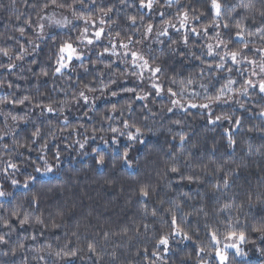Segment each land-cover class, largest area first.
I'll return each instance as SVG.
<instances>
[{
	"label": "snow or ice",
	"instance_id": "1",
	"mask_svg": "<svg viewBox=\"0 0 264 264\" xmlns=\"http://www.w3.org/2000/svg\"><path fill=\"white\" fill-rule=\"evenodd\" d=\"M22 3L31 11L11 0L5 26L16 34H0L14 42L0 45V209L11 208L0 212V256L19 253L20 264H245L252 234L264 241V215L252 212L264 209V142L237 139L248 119L258 123L246 132L264 141V0ZM92 114L99 120L88 126ZM196 118L205 131L219 129V139L202 145ZM161 134L167 150L156 182L133 189L138 223L89 238L79 222L69 234L70 209L41 211L35 185L63 179L65 152L89 157L97 172L111 165L135 174L132 152ZM250 164L256 184L241 197L236 181ZM20 195L31 210L13 205ZM61 229L63 238L55 235ZM132 241L140 242L133 259L121 260L118 249Z\"/></svg>",
	"mask_w": 264,
	"mask_h": 264
},
{
	"label": "trees",
	"instance_id": "2",
	"mask_svg": "<svg viewBox=\"0 0 264 264\" xmlns=\"http://www.w3.org/2000/svg\"><path fill=\"white\" fill-rule=\"evenodd\" d=\"M99 2L100 0H98V3ZM111 2H113V0H103L104 4ZM229 2L231 3L232 0H229ZM256 3L259 7L261 0H256ZM0 5H3L0 7V34H3L5 37L7 35L16 34L12 32L11 27L7 30L5 28V26L9 24V14L14 11L11 7V0H0ZM16 8L20 12L31 11L30 9H26L24 7L22 0H17ZM129 11H132V9H129ZM17 23L18 22L15 21V19L11 21V24L13 25ZM12 43L14 42L0 39V45ZM48 52L49 48L44 47V50L41 53V58H46ZM28 59H31V57ZM9 79L14 78L9 77ZM89 79H91V77H89ZM20 83L23 87V82ZM50 86L51 85H49V87ZM118 99L120 103H124V97ZM99 107L100 111H103L105 105L100 103ZM136 108L138 112L139 102H137ZM77 112H80L77 108H73L71 111L70 118L73 123L77 122V117L75 116ZM92 115L94 116V120H88L85 118L83 121L88 126L93 125L95 121L99 120L98 115ZM191 123L195 138L199 140L202 145L205 143V138H207V144L209 145L212 142V137L219 139V129L215 132L205 131L204 121L199 118L192 120ZM256 123H258V121L246 119L244 122V130L238 134L237 139L244 141L252 138L253 143L256 146H259L262 142H264L261 140L259 134L246 132L248 127ZM97 126L99 125L97 124ZM74 138L75 137H73V139ZM166 139V134L150 137V143L147 146V149L143 146H139L137 150L132 152V156L139 160L140 163V168L135 172V174H132L134 169L124 170L117 168L116 170H112L111 165L102 170V173L97 172L95 171V166L92 164L89 157H78L75 152H65L62 155V159L64 160V171L62 172L63 179L53 181V183L47 185H35L34 190H39L41 195V211H44L45 209L54 210L58 204L62 205L66 210L70 209L71 214L67 218V230L69 231V234L71 231L77 230L75 226L77 222H79V232L81 236L85 235V232L87 231L89 238H92V234L96 231H119L121 226L126 225L131 227L133 220H136L138 223L139 217L137 210L139 205L135 202L133 189L137 186L139 181L156 182L157 178L155 169L157 167H163V153L167 150ZM31 155L32 158L35 159L36 153L33 152ZM256 159L259 158L257 157ZM69 160L73 161L70 165L68 163ZM146 161H156L157 163H148L147 167H145ZM31 170L32 169L30 167L27 169L29 172H31ZM256 173L257 169L254 164H250L248 169L241 170L240 176L236 181L237 189L240 191L241 197L243 196L244 190L248 189L250 185L253 187L255 186ZM18 178L23 180L22 176ZM43 179L47 180L49 177H44ZM194 188V185H189L184 190L188 191L193 190ZM235 190L236 189H234V191ZM29 196H31V193H29ZM160 196L163 198L165 196V192H160ZM130 200L132 201L131 203H129ZM18 202H24L25 208L28 209L26 199L23 195L18 196L17 200L13 201V205ZM10 210V206L6 205L4 209H0V212L7 214ZM244 211H248L247 207H245ZM252 212L253 215L256 216L264 215V209H261L260 207L253 209ZM45 214L47 215V213ZM85 226H87V230ZM64 231L65 229H61L56 232L55 235H59L63 238ZM201 235H203V233H201ZM46 237L55 243V237L52 233H47ZM251 238L255 240V244L249 243L245 245V249L248 252L247 257L244 258L245 264H264V255H261V253L257 250L258 248H264V241H261L257 234H252ZM96 239L100 243H103L100 237H96ZM15 240L16 235L14 234L12 241L14 242ZM110 240L115 243H123L119 237H110ZM139 246L140 242L132 241L129 245V250H125L124 248L118 249L121 253V260H132L136 248ZM21 259L22 255L19 253L15 257L0 256V264H12V262L20 264ZM174 259H177L178 264V258ZM32 264H34V262H32Z\"/></svg>",
	"mask_w": 264,
	"mask_h": 264
},
{
	"label": "rangeland",
	"instance_id": "3",
	"mask_svg": "<svg viewBox=\"0 0 264 264\" xmlns=\"http://www.w3.org/2000/svg\"><path fill=\"white\" fill-rule=\"evenodd\" d=\"M57 11H61V10H57ZM75 116H76V117L80 116V112H77V113L75 114Z\"/></svg>",
	"mask_w": 264,
	"mask_h": 264
}]
</instances>
